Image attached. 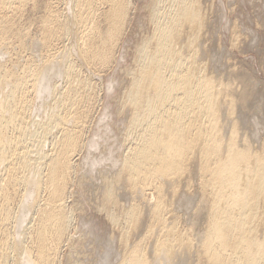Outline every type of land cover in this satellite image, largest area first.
<instances>
[{"label": "bare ground", "instance_id": "6f19581e", "mask_svg": "<svg viewBox=\"0 0 264 264\" xmlns=\"http://www.w3.org/2000/svg\"><path fill=\"white\" fill-rule=\"evenodd\" d=\"M31 1L0 0V264H49L65 246L73 158L95 104L91 76L113 58L131 5L67 0L63 16L48 0L35 6L33 37L18 18ZM201 5L157 0L127 69L124 135L110 146L117 172L102 198L115 236L105 260L118 233L117 264H264V145L253 147L236 120L244 93L203 61ZM31 49L41 51L23 59ZM97 136L84 140L83 161L96 159ZM182 208L193 210L188 223Z\"/></svg>", "mask_w": 264, "mask_h": 264}, {"label": "rangeland", "instance_id": "374dc122", "mask_svg": "<svg viewBox=\"0 0 264 264\" xmlns=\"http://www.w3.org/2000/svg\"><path fill=\"white\" fill-rule=\"evenodd\" d=\"M49 1L33 0L24 7L20 17L18 16L20 23L24 24L21 25L19 23V25L22 28L25 26L30 27L31 30L30 28L28 30L33 37L39 36L40 28L38 26L40 22L38 24V21H41L39 15L41 16L42 14L35 6L40 4L41 6H39L42 8L43 4ZM51 2L56 6H54V9L61 12L60 14L63 16L69 13L66 4L67 0H52ZM154 3H157V0H130L128 20L122 31L123 35L121 34L119 42L117 41L118 45L116 46L118 47L115 46L117 50L115 48L113 51L115 53H113V58L110 60L111 63L109 61V64L100 68L102 72H100L99 76L96 74L91 76L95 93L93 100V103H95L94 109H91V114L88 117L91 120H87L89 125H87L84 132L85 138H82V152L73 158L74 166L68 185L67 209L72 214H70L72 220L69 237L63 242L65 246L61 245L57 254L58 257H55L54 261L49 264H117L119 261L117 256L119 249L118 233H116L112 249L109 250L110 255H108L106 260L103 258L106 243L115 236L113 227L108 222L107 216H105L104 200L102 198L104 197L103 192L105 193L106 190L104 185L110 184L106 180L112 179L116 174L115 172H117V167L112 166L110 160L112 158L110 146L122 139L124 135L125 122L123 123L118 118V110L121 106L122 93L129 82L127 69H131L135 65L133 63H135L134 59L137 55L138 42V45H140V41L143 38L145 40V37L151 32L152 24L149 23V17ZM199 3L200 5L202 4L201 7L206 11L207 20H209L207 26L209 30L206 28L205 35L207 40L205 39L202 44L206 50L209 47L210 49L207 52L209 55H205L203 61L206 62L207 60V66L214 72H219L225 82L236 83L234 88L238 90V97H240V93L241 95L244 93V98L241 96L243 101L241 102L244 104L243 110L246 113L241 109L240 116H237L236 120L238 124L240 123V127L242 126L243 133H241H245L251 144L253 143V147L260 150L261 145H264V0H199ZM20 26L18 27L21 28ZM146 34L148 35L145 36ZM207 43L208 45L205 46ZM27 51H23V54H20L21 56L23 55V59H28V57L36 58L37 51L34 52L35 50L33 49ZM0 60L4 61L5 58H0ZM106 111L108 112V117L104 118V122H100V116ZM92 136H97L98 144L93 152L96 159L90 163L83 161L84 159L81 155L86 150L83 143ZM103 153L107 156L106 159L101 158L100 154ZM104 181H106V184ZM113 186V190L116 186L118 187V189L117 187L115 189V195H120L121 202L126 203L128 200L122 198V190L119 188L120 184H114ZM116 190L120 192H118V195ZM196 202H192L194 205L191 204L194 209L197 206L196 204H198ZM17 204L18 201H16L15 207H17ZM190 210L185 208L180 210L181 217L186 223H188L187 219L193 211ZM188 213L191 214L188 215ZM65 242H68L69 245ZM9 264H15V262L12 260Z\"/></svg>", "mask_w": 264, "mask_h": 264}]
</instances>
